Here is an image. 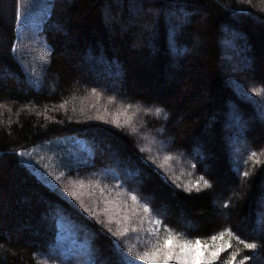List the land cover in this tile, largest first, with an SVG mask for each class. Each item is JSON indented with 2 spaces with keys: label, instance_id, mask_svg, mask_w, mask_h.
<instances>
[{
  "label": "trees",
  "instance_id": "obj_1",
  "mask_svg": "<svg viewBox=\"0 0 264 264\" xmlns=\"http://www.w3.org/2000/svg\"><path fill=\"white\" fill-rule=\"evenodd\" d=\"M17 23L18 0H10L9 21L0 16V264H89L85 246L97 264H115L116 243L130 255L124 238L17 155L64 137L83 141L93 159L64 180L135 194L163 236V227L202 241L231 230L257 247L230 240L217 264H264V0H53L41 30L50 63L38 86L10 51ZM239 126L242 137L233 133ZM141 137L160 141L193 184L169 178L141 151Z\"/></svg>",
  "mask_w": 264,
  "mask_h": 264
},
{
  "label": "rangeland",
  "instance_id": "obj_2",
  "mask_svg": "<svg viewBox=\"0 0 264 264\" xmlns=\"http://www.w3.org/2000/svg\"><path fill=\"white\" fill-rule=\"evenodd\" d=\"M52 2L53 0H18L15 56L25 69L31 83L35 86L39 85L41 77L50 60L51 48L42 37L41 30L45 21L50 16ZM0 16H3L6 22L9 21L10 0H0ZM6 41L7 36L5 33L0 32V50L2 53L5 52ZM7 77L10 79L13 78V80L16 79L9 74H7ZM250 79H253L252 75H250ZM113 86L119 89V83L115 82ZM257 116L261 119L262 123H264V115L259 113ZM121 122L123 124L124 120L121 119ZM241 128L242 126L237 127V130L233 133L236 136L242 137ZM141 138L142 143L140 144L141 147L143 146L144 148V154L146 155V152H148L150 158L156 160V165H159V167L164 170V173L169 175V178L171 176L174 182L182 183L188 187L193 184V179L190 178L191 174H189L190 172L184 167L185 165H181L175 155H168L160 141L158 142L154 137H151L149 142L146 143V139L144 137ZM238 143L240 146L245 147L244 141L238 140ZM234 144L235 142H229L231 149L228 155L231 161L236 158L233 152ZM111 148L113 151L112 160H116L118 163L123 162L117 151L113 147ZM23 152L25 156H19L22 162L32 169L47 185L56 188L59 185L68 187L69 182L77 184L76 190L82 195V199L88 198V202L85 204L86 206L92 208H97L98 206V209L102 211L104 199L107 198L109 202L115 201L117 203L127 204L128 207L125 209L126 212L135 208L128 234L124 237L126 243L129 245L127 249L132 248L133 251L143 252L155 242L156 235L161 239L164 237L162 233L157 230L156 225L149 222L150 220H156V218L153 215L149 216L148 214L141 213L139 207L132 204L128 195L131 196L133 194L120 191L117 187L105 189L99 180H90L89 184L84 183L83 188L78 186L79 181L64 180L68 172L92 164L93 159L91 150L85 147L83 141L74 137H64L32 147ZM199 155L200 151L198 149L196 153L194 152V156L197 157ZM166 157H171V159H166ZM57 177H60L59 181H57ZM91 181L94 184H92ZM101 188L104 189V197L100 196ZM88 189L93 193H84V191ZM224 219L229 220V217L224 215ZM112 227L115 230L118 225L114 223ZM132 228H135L136 231H132ZM153 233L156 234L154 235ZM202 247L203 245H201V248ZM106 263H108V261H106ZM136 264H144V262L137 261ZM215 264H217V260Z\"/></svg>",
  "mask_w": 264,
  "mask_h": 264
},
{
  "label": "snow or ice",
  "instance_id": "obj_3",
  "mask_svg": "<svg viewBox=\"0 0 264 264\" xmlns=\"http://www.w3.org/2000/svg\"><path fill=\"white\" fill-rule=\"evenodd\" d=\"M247 2L249 5H251L252 0H247ZM221 7L223 6L221 5ZM183 15L186 20L187 13H184ZM152 27H155V22L153 23ZM176 35V29L173 27L170 30L169 35L170 48L175 47ZM10 51L12 54H15V43L13 44ZM93 92L95 93V90H93ZM252 92L256 96L261 95V90L253 88ZM0 107H3V105H0ZM61 107H63V105H61ZM162 112L163 109H156L157 116H159ZM96 119L104 120V118L101 116H97ZM165 119H167L166 114ZM104 123H108V121L104 120ZM112 123L117 128L122 127L119 119L113 120ZM141 151H144V149H141ZM17 155L24 157L25 153L21 151L18 152ZM251 155L252 157H255L257 154L253 152ZM166 159H171V157H166ZM244 175L247 176V173L245 172ZM56 179L59 181L60 177H57ZM78 186L83 188L84 181H79ZM204 186L209 187L207 181L204 182ZM76 189L77 184L69 182V186L65 187L64 191L67 192L68 196H70L72 200L79 204V207L83 209V211L87 213L88 216L93 217V219H96L97 223L105 226L107 231L111 233V235L115 237L117 241L122 240L128 234L129 226L132 223V214L135 212V208L126 212L125 209L128 207L127 204L117 203L115 201L109 202L107 198L104 199V207L102 211L98 209V206L97 208L88 207L85 205L82 195ZM100 196H105L103 188L100 189ZM130 198L133 205L141 208L144 214L151 216L153 209L150 208L147 203H141L135 194L131 195ZM157 211H159V209H157ZM101 217H106V219H101ZM149 222L154 223L157 227V230H159L162 226L159 219L150 220ZM114 223L118 225L115 230L112 227ZM131 230L136 231L135 228H132ZM163 231L167 233V235H165L162 239L156 235L155 242L143 252L133 251L132 248H128L127 252L130 255H125L124 252L121 251V245L116 243L114 245L116 254L115 264H136L137 261L144 262V264H215V261L220 257V253L231 247L230 240L234 239L237 244H242L243 247L248 250H253L257 247L256 243H248L245 240H242L231 230L221 231L218 235H213L203 241L200 238H187L186 236L175 234L167 227H163ZM153 234L155 235L156 233ZM225 237H227L228 240H224ZM217 241L222 242L217 243ZM201 245H203L202 248ZM83 252L89 257V264H97V261L92 259L94 253L90 247L85 246ZM237 255L238 252L232 253L231 260L235 261ZM130 257H135V259ZM247 259L248 257H244L245 261ZM241 264H243V261Z\"/></svg>",
  "mask_w": 264,
  "mask_h": 264
}]
</instances>
